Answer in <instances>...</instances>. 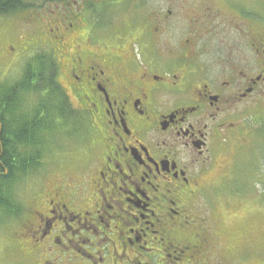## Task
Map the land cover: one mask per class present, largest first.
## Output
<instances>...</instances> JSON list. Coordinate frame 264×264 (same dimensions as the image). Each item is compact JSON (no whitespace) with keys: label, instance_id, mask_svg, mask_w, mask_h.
<instances>
[{"label":"flooded vegetation","instance_id":"obj_1","mask_svg":"<svg viewBox=\"0 0 264 264\" xmlns=\"http://www.w3.org/2000/svg\"><path fill=\"white\" fill-rule=\"evenodd\" d=\"M27 1L23 60H49L85 141L24 182L28 263L264 264L223 189L264 163V0Z\"/></svg>","mask_w":264,"mask_h":264},{"label":"trees","instance_id":"obj_2","mask_svg":"<svg viewBox=\"0 0 264 264\" xmlns=\"http://www.w3.org/2000/svg\"><path fill=\"white\" fill-rule=\"evenodd\" d=\"M28 5L27 0H0V14H12ZM49 64L41 54H32L16 77L0 78V211L13 218L18 215L23 201L17 197L24 192L20 187L19 194V187L14 189L15 183L21 185L42 168L47 148H59L56 136L63 128H66L64 134L76 136L74 138L83 136L65 124L64 93ZM51 95L62 98H49ZM251 192L255 194L254 190ZM249 204L251 201L244 204L248 214Z\"/></svg>","mask_w":264,"mask_h":264},{"label":"rangeland","instance_id":"obj_3","mask_svg":"<svg viewBox=\"0 0 264 264\" xmlns=\"http://www.w3.org/2000/svg\"><path fill=\"white\" fill-rule=\"evenodd\" d=\"M253 1H261V0H253ZM25 22V16L21 15L19 12L12 13L3 20H0V40L11 41L13 48L11 46L10 53L4 54V58L0 59V78L8 77V79H12L16 77L21 71V67L19 66L24 63L23 49L16 42L15 36L17 33H21L23 31L22 25ZM31 55H27L28 59ZM26 59V60H27ZM260 113L262 115V126L264 124V99L261 100L260 105L258 106ZM66 130V128H65ZM64 128L61 132H59L56 136L58 137V144L61 154L69 155L68 158L70 161H77L81 158V153L84 149V139H74L76 136H69L68 134H64ZM55 138V139H56ZM65 147V148H64ZM48 151L44 156L43 166L42 168L34 172V174L29 177L37 176L39 173L50 164H47V159H50L49 152L51 151V147L47 148ZM264 156V148L262 150ZM264 158V157H263ZM264 163L257 160V157L254 158L250 162L251 170L245 175L246 177H237L233 180L232 187H241L242 180L243 183H247L252 181V185L250 187V194L247 199H242L240 195L234 194L232 189H227V182L223 183L224 193H230L231 195L236 196L235 198H230L229 201L232 203L231 206H235L236 208L242 207L243 204L251 201V204L248 205L250 208L249 218L253 221L250 226L254 230V236L252 237V243L254 245L255 254L258 251H261L264 255ZM259 165V166H255ZM230 172L234 175L237 172L236 167H231ZM255 173V174H253ZM42 174V173H41ZM25 182V181H24ZM216 180L213 185L215 188ZM26 185L22 183H15L14 189H18V193L21 194V188L24 189ZM21 187V188H20ZM254 190L255 194L251 191ZM23 193L21 196L17 197V199H22ZM238 225H234L233 230H235ZM19 228V222L13 216L6 215V213L0 211V264H29L28 257L20 250L17 242L14 239L15 231ZM240 228V227H239ZM241 229V228H240Z\"/></svg>","mask_w":264,"mask_h":264}]
</instances>
